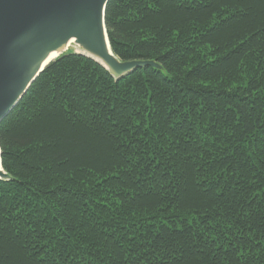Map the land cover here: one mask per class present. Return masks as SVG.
Listing matches in <instances>:
<instances>
[{"label": "trees", "instance_id": "obj_1", "mask_svg": "<svg viewBox=\"0 0 264 264\" xmlns=\"http://www.w3.org/2000/svg\"><path fill=\"white\" fill-rule=\"evenodd\" d=\"M115 80L68 52L0 123V264H264V0H110Z\"/></svg>", "mask_w": 264, "mask_h": 264}, {"label": "water", "instance_id": "obj_2", "mask_svg": "<svg viewBox=\"0 0 264 264\" xmlns=\"http://www.w3.org/2000/svg\"><path fill=\"white\" fill-rule=\"evenodd\" d=\"M109 1L0 0V123L71 40L87 53L75 54L95 61L115 80L147 67L161 70L153 61L124 62L114 55L105 25ZM53 52L61 54L48 60ZM1 156L0 148V180L9 181Z\"/></svg>", "mask_w": 264, "mask_h": 264}, {"label": "bare ground", "instance_id": "obj_3", "mask_svg": "<svg viewBox=\"0 0 264 264\" xmlns=\"http://www.w3.org/2000/svg\"><path fill=\"white\" fill-rule=\"evenodd\" d=\"M68 52H75V53H82V54H84V53H86V51L85 50H83L80 46H78L76 43H75V41L74 40H71L65 47H64V49L62 50V52L61 53H63V54H66V53H68ZM61 53H56V52H53L52 54H51V56L49 57V59L48 60H52L54 57H56V56H58L59 54H61ZM87 54V53H86ZM94 57V56H93ZM95 59H97V58H95ZM100 63H102L99 59H97Z\"/></svg>", "mask_w": 264, "mask_h": 264}]
</instances>
